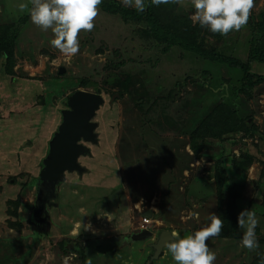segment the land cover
<instances>
[{
  "label": "rangeland",
  "instance_id": "374dc122",
  "mask_svg": "<svg viewBox=\"0 0 264 264\" xmlns=\"http://www.w3.org/2000/svg\"><path fill=\"white\" fill-rule=\"evenodd\" d=\"M20 3L31 8V0H0V43L11 39L12 53L0 59V264H175L165 246L154 255L161 231L184 237L211 213L223 221L219 210L228 208L236 228L206 241L213 264H264V0L227 35L194 25L191 0L156 7L161 24L237 58L248 73L99 8L68 59ZM10 65L13 75L4 72ZM77 90L102 102L90 119L93 139L77 142L85 148L77 168L56 183L46 172L51 144ZM242 154L249 162L236 168ZM245 208L259 221L256 249L241 245ZM143 230L151 235L135 239Z\"/></svg>",
  "mask_w": 264,
  "mask_h": 264
},
{
  "label": "clouds",
  "instance_id": "9594fccd",
  "mask_svg": "<svg viewBox=\"0 0 264 264\" xmlns=\"http://www.w3.org/2000/svg\"><path fill=\"white\" fill-rule=\"evenodd\" d=\"M102 2L103 0H31V8L26 3H20L18 7L21 12L27 9L31 22L42 31L51 29L54 34V38L50 40L51 46L70 59L80 50L79 32L91 31L95 27L94 19L99 11L97 6ZM147 2L148 0H121L122 6L134 8L141 13L145 11ZM150 2L159 6L169 0ZM253 4L254 0H191L195 12L189 18L194 25L206 27L212 33L227 35L231 31H239L247 24ZM191 215L197 216L196 213ZM208 221L200 230L184 237L176 231L171 233V238L164 246L175 264H213L216 254L210 250L206 241L220 235L223 221L215 213L209 215ZM258 223L253 210L245 208L238 213L237 224L245 230L241 237L244 248H258ZM90 227V224L84 225L85 229Z\"/></svg>",
  "mask_w": 264,
  "mask_h": 264
},
{
  "label": "water",
  "instance_id": "95a60500",
  "mask_svg": "<svg viewBox=\"0 0 264 264\" xmlns=\"http://www.w3.org/2000/svg\"><path fill=\"white\" fill-rule=\"evenodd\" d=\"M64 70L61 69V72ZM102 102L100 94L77 90L69 97L70 110L64 111V121L60 132L54 137L51 144L52 159L46 170L48 175L58 183L62 180L63 172L77 168V157L85 152V148L77 142L81 138L85 140L93 139V124L90 122L97 106ZM145 217H151L152 212L147 210ZM151 235L148 230H143L136 235L135 239H140ZM171 238L169 230L161 231L157 241L153 244L154 255L157 257L165 242Z\"/></svg>",
  "mask_w": 264,
  "mask_h": 264
},
{
  "label": "trees",
  "instance_id": "16d2710c",
  "mask_svg": "<svg viewBox=\"0 0 264 264\" xmlns=\"http://www.w3.org/2000/svg\"><path fill=\"white\" fill-rule=\"evenodd\" d=\"M146 10L144 12H137L135 9H126L124 8L121 4H119L118 2H110V1H104L98 5L97 7L110 15H117L120 16L123 19L126 20H137V21H144L146 22L147 26H148V30L149 32L155 36L156 38H163L165 36L168 37L169 40V44L171 46H179L180 48H182L183 50L187 51V52H191L194 53L198 56H200L201 58L205 59V60H209L212 62H217L220 64H225L228 65L230 67H234L237 68L239 70H241L244 73H248V68L246 67V65L241 62L240 60H238L235 57H230V56H223L219 53H213L211 51H207L202 49L194 40L190 39H186L185 36L178 34V32L174 29H171L170 27L163 25L160 23L159 19H158V11H156V7H162V8H168L169 7V3L166 4H161L159 6L153 5L151 4L150 0H148V2L146 3ZM262 28H260L261 32L264 31V25H262ZM11 40V39H9ZM7 40L5 42H1L0 43V54L2 52V55L0 56V59H2V56L5 55L7 59H10L12 53H11V44L9 45L10 41ZM169 45V46H170ZM9 62V61H8ZM14 66V65H13ZM5 73L7 75H13V70L14 67H12V65L10 66H5L4 69ZM257 79H259V82H263L264 81V75L258 76ZM234 122L229 123V126H226L224 128L225 131H229L231 129H234ZM199 149V147H198ZM243 159L246 162H243ZM239 162H236L235 167L236 168H242L243 165H245L244 163H248L249 159L245 158L244 155H241V158L238 159ZM240 163V164H239ZM222 175L224 177V174H217V190L220 188L221 186V180H222ZM220 214L223 217V227L221 229L220 235L218 237L220 238H224V237H231L232 234H234V229L236 228V222L233 221V211L228 208L227 210H223L220 209L219 210Z\"/></svg>",
  "mask_w": 264,
  "mask_h": 264
},
{
  "label": "built area",
  "instance_id": "2783aa9c",
  "mask_svg": "<svg viewBox=\"0 0 264 264\" xmlns=\"http://www.w3.org/2000/svg\"><path fill=\"white\" fill-rule=\"evenodd\" d=\"M147 218H148V217H144V218H143V222H144V223H148V222H149Z\"/></svg>",
  "mask_w": 264,
  "mask_h": 264
}]
</instances>
